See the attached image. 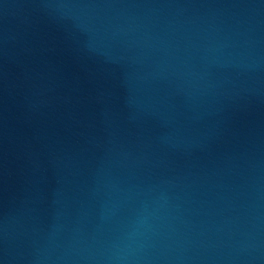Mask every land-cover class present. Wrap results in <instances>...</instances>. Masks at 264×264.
I'll return each instance as SVG.
<instances>
[{
	"label": "water",
	"instance_id": "obj_1",
	"mask_svg": "<svg viewBox=\"0 0 264 264\" xmlns=\"http://www.w3.org/2000/svg\"><path fill=\"white\" fill-rule=\"evenodd\" d=\"M0 264H264V0H0Z\"/></svg>",
	"mask_w": 264,
	"mask_h": 264
}]
</instances>
